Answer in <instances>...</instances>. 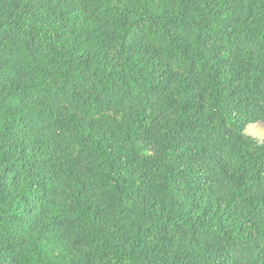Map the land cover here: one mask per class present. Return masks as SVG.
Listing matches in <instances>:
<instances>
[{"label":"trees","instance_id":"16d2710c","mask_svg":"<svg viewBox=\"0 0 264 264\" xmlns=\"http://www.w3.org/2000/svg\"><path fill=\"white\" fill-rule=\"evenodd\" d=\"M264 0H0V264H264Z\"/></svg>","mask_w":264,"mask_h":264},{"label":"rangeland","instance_id":"374dc122","mask_svg":"<svg viewBox=\"0 0 264 264\" xmlns=\"http://www.w3.org/2000/svg\"><path fill=\"white\" fill-rule=\"evenodd\" d=\"M246 133L258 138L260 141L264 140V125L261 123L251 124L246 128Z\"/></svg>","mask_w":264,"mask_h":264}]
</instances>
